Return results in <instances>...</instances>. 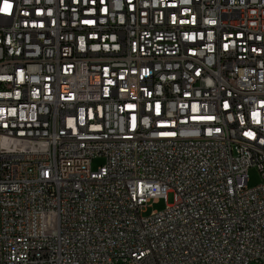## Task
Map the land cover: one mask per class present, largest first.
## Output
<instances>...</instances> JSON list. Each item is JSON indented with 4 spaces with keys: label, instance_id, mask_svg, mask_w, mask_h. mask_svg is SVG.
Wrapping results in <instances>:
<instances>
[{
    "label": "built area",
    "instance_id": "built-area-1",
    "mask_svg": "<svg viewBox=\"0 0 264 264\" xmlns=\"http://www.w3.org/2000/svg\"><path fill=\"white\" fill-rule=\"evenodd\" d=\"M251 263L264 0H0V264Z\"/></svg>",
    "mask_w": 264,
    "mask_h": 264
},
{
    "label": "rangeland",
    "instance_id": "rangeland-1",
    "mask_svg": "<svg viewBox=\"0 0 264 264\" xmlns=\"http://www.w3.org/2000/svg\"><path fill=\"white\" fill-rule=\"evenodd\" d=\"M99 164H100V160H97V159L93 160L92 168L96 169ZM257 180H258L257 171L255 169H252L250 171V185L256 184ZM169 202H173V194H169ZM164 206H165L164 200H160V202H157L156 204H154L153 207H148L147 210L143 213V215L147 216L151 214L152 210H155V209L161 210L164 208Z\"/></svg>",
    "mask_w": 264,
    "mask_h": 264
}]
</instances>
